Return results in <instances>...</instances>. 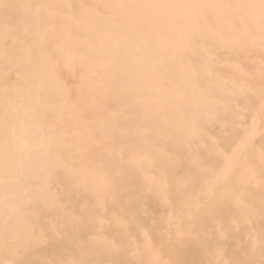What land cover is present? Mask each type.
Returning a JSON list of instances; mask_svg holds the SVG:
<instances>
[{"label": "bare ground", "instance_id": "6f19581e", "mask_svg": "<svg viewBox=\"0 0 264 264\" xmlns=\"http://www.w3.org/2000/svg\"><path fill=\"white\" fill-rule=\"evenodd\" d=\"M0 264H264V0H0Z\"/></svg>", "mask_w": 264, "mask_h": 264}]
</instances>
